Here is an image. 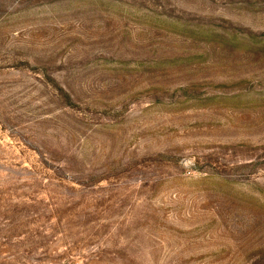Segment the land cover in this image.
Segmentation results:
<instances>
[{
  "label": "rangeland",
  "instance_id": "obj_1",
  "mask_svg": "<svg viewBox=\"0 0 264 264\" xmlns=\"http://www.w3.org/2000/svg\"><path fill=\"white\" fill-rule=\"evenodd\" d=\"M0 264H264V0H0Z\"/></svg>",
  "mask_w": 264,
  "mask_h": 264
}]
</instances>
